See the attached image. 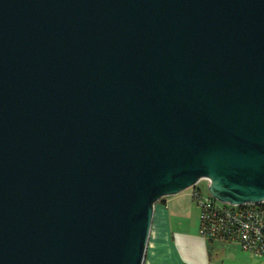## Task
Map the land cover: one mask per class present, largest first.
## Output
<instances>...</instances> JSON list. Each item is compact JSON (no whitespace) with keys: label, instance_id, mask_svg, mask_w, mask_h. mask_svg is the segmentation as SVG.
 I'll list each match as a JSON object with an SVG mask.
<instances>
[{"label":"water","instance_id":"obj_1","mask_svg":"<svg viewBox=\"0 0 264 264\" xmlns=\"http://www.w3.org/2000/svg\"><path fill=\"white\" fill-rule=\"evenodd\" d=\"M203 178L264 200V0H0V264H144Z\"/></svg>","mask_w":264,"mask_h":264},{"label":"crops","instance_id":"obj_2","mask_svg":"<svg viewBox=\"0 0 264 264\" xmlns=\"http://www.w3.org/2000/svg\"><path fill=\"white\" fill-rule=\"evenodd\" d=\"M175 199L166 196L155 204L144 264H264L262 255L242 250L232 242L201 235V210L199 231L194 232ZM190 199L196 204L191 193ZM227 248L233 252L226 253ZM224 252L226 257L221 255Z\"/></svg>","mask_w":264,"mask_h":264},{"label":"built area","instance_id":"obj_3","mask_svg":"<svg viewBox=\"0 0 264 264\" xmlns=\"http://www.w3.org/2000/svg\"><path fill=\"white\" fill-rule=\"evenodd\" d=\"M209 183L208 178H203L190 187L191 196L201 210V235L232 242L242 250L264 256V200L244 204L224 202L210 193Z\"/></svg>","mask_w":264,"mask_h":264},{"label":"rangeland","instance_id":"obj_4","mask_svg":"<svg viewBox=\"0 0 264 264\" xmlns=\"http://www.w3.org/2000/svg\"><path fill=\"white\" fill-rule=\"evenodd\" d=\"M205 181L201 183L202 186H204ZM190 193L191 188L185 189L182 192L174 195H170V198H176L175 203L179 205L180 210L183 211L184 216L186 217L187 221H190L192 224V230L199 231V215H200V208L192 202L190 199ZM174 202V201H173ZM227 252H233L232 249L227 248ZM222 256H225V252L221 254ZM229 259H232V256L228 257ZM234 258V257H233Z\"/></svg>","mask_w":264,"mask_h":264},{"label":"trees","instance_id":"obj_5","mask_svg":"<svg viewBox=\"0 0 264 264\" xmlns=\"http://www.w3.org/2000/svg\"><path fill=\"white\" fill-rule=\"evenodd\" d=\"M163 199V198H162Z\"/></svg>","mask_w":264,"mask_h":264}]
</instances>
